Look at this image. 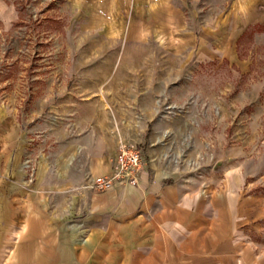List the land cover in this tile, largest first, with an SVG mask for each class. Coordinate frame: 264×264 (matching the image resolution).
Instances as JSON below:
<instances>
[{
    "label": "rangeland",
    "instance_id": "rangeland-1",
    "mask_svg": "<svg viewBox=\"0 0 264 264\" xmlns=\"http://www.w3.org/2000/svg\"><path fill=\"white\" fill-rule=\"evenodd\" d=\"M78 8L77 0H0V109L29 136L26 191L38 160L58 150L86 103H165L160 115L177 113L180 131L196 137L179 157L186 184L212 199L233 197L242 217L233 230L236 260L264 264V27L239 37L236 61L198 62L155 42L107 39ZM112 69L116 74H107ZM1 191L0 264H49L48 236L41 251L33 240L19 249L22 217L36 211L33 197ZM217 206L225 205L212 204L213 212ZM40 210L49 211L46 202ZM57 221L59 228L70 224ZM30 222L41 229L48 220Z\"/></svg>",
    "mask_w": 264,
    "mask_h": 264
},
{
    "label": "crops",
    "instance_id": "crops-1",
    "mask_svg": "<svg viewBox=\"0 0 264 264\" xmlns=\"http://www.w3.org/2000/svg\"><path fill=\"white\" fill-rule=\"evenodd\" d=\"M77 1L107 39L155 42L177 55L189 51L198 62L236 61L239 37L249 27H264V0ZM116 104L83 105L87 110L74 129H66L58 150L38 160L31 193L22 162L27 130L0 109V191L15 193L18 200L32 196L36 210L22 217L19 249L33 240L41 251V239L48 236L49 264H238L233 230L242 217L233 197L212 199V193L201 195L184 180L179 157L196 137L180 131L183 119L177 113L160 115L165 103ZM125 143L144 149L140 185L94 191V180L110 172L118 146ZM219 200L225 206L213 212ZM42 202L48 212L40 210ZM58 219L69 226L59 228ZM31 220L48 223L38 229Z\"/></svg>",
    "mask_w": 264,
    "mask_h": 264
},
{
    "label": "built area",
    "instance_id": "built-area-1",
    "mask_svg": "<svg viewBox=\"0 0 264 264\" xmlns=\"http://www.w3.org/2000/svg\"><path fill=\"white\" fill-rule=\"evenodd\" d=\"M112 167L108 174L93 182V189L98 193H107L117 185L138 187L141 176L146 170L144 149L138 144L125 143L117 148L112 158Z\"/></svg>",
    "mask_w": 264,
    "mask_h": 264
}]
</instances>
